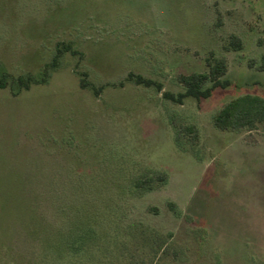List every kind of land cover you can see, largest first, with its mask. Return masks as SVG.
Returning a JSON list of instances; mask_svg holds the SVG:
<instances>
[{"label": "rangeland", "instance_id": "1", "mask_svg": "<svg viewBox=\"0 0 264 264\" xmlns=\"http://www.w3.org/2000/svg\"><path fill=\"white\" fill-rule=\"evenodd\" d=\"M230 35L241 50L225 49ZM61 42L83 57L16 97L0 90V264H264V130L212 124L229 100L264 98V0H0L10 73H36ZM210 53L227 87L163 98Z\"/></svg>", "mask_w": 264, "mask_h": 264}, {"label": "trees", "instance_id": "2", "mask_svg": "<svg viewBox=\"0 0 264 264\" xmlns=\"http://www.w3.org/2000/svg\"><path fill=\"white\" fill-rule=\"evenodd\" d=\"M226 50L238 51L242 49L241 40L236 35H230L226 46ZM66 54L72 57L82 58L83 54L72 46L71 43H57L55 52L50 61L39 68L36 73H26L22 75H14L8 69L0 65V90L7 89L9 93L16 97L22 92L28 91L33 86H42L49 83L52 75L56 72L62 63V59ZM207 71L191 72L187 74H179L176 78L177 83L182 86L183 92L173 94L163 92L164 99L181 105L186 98H192L196 101L207 99L217 88H225L228 82L223 80L227 73L226 61L217 58L213 53L205 60ZM258 70L264 73V55L258 61ZM254 61L250 62L254 64ZM76 72V71H75ZM79 87L91 91L94 95H98L103 87H96L88 80V74L80 72ZM137 86L145 88H153L156 92H162V84L152 79L144 78L141 75L128 73L126 79ZM213 126L220 131L241 132L252 131L261 127L264 130V98L258 95L245 94L233 98L226 102L212 118ZM181 132L196 137L194 126L188 125L180 128ZM166 174L156 176H144L133 181V187L139 192H146L152 189L156 182H165ZM169 208L176 213L174 205L169 204ZM81 238V237H80ZM78 240V239H76ZM72 241V239H71ZM73 242V241H72ZM72 245V243H70Z\"/></svg>", "mask_w": 264, "mask_h": 264}]
</instances>
